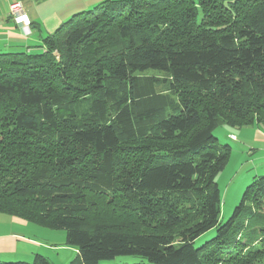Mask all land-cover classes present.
Returning a JSON list of instances; mask_svg holds the SVG:
<instances>
[{
    "label": "trees",
    "instance_id": "obj_1",
    "mask_svg": "<svg viewBox=\"0 0 264 264\" xmlns=\"http://www.w3.org/2000/svg\"><path fill=\"white\" fill-rule=\"evenodd\" d=\"M42 44L0 53V214L64 230L70 264H264V176L221 224L215 178L230 147L213 135L264 126V0L106 1ZM159 84L181 90L166 118ZM244 216L259 238L246 233L240 257Z\"/></svg>",
    "mask_w": 264,
    "mask_h": 264
},
{
    "label": "rangeland",
    "instance_id": "obj_2",
    "mask_svg": "<svg viewBox=\"0 0 264 264\" xmlns=\"http://www.w3.org/2000/svg\"><path fill=\"white\" fill-rule=\"evenodd\" d=\"M139 74L144 76H155L161 79H164V77H166L163 73L154 70H147ZM107 84L113 87H121L120 83L116 81H109L107 82ZM155 89L159 93H168L172 99L171 107L166 109L160 115V118H166L170 114H176L179 110L178 97L181 90H178L176 92L171 91L165 84H159ZM148 128L149 129L146 137H150L153 135L152 127ZM229 134L235 135V137L233 136L234 140L230 139ZM213 135L215 136V138H217L220 145H228L230 147L229 160L225 168L219 174H217L215 178V182L217 183L221 194L219 222L223 224L232 216L235 208L239 205L246 188L252 183L255 178L264 176V126L250 125L241 128H234L222 124L215 127V129L213 130ZM134 145H143V142H137ZM139 152L141 151L138 147H135L134 149L128 151V153H132V155H136ZM262 212L264 213V208ZM251 213L254 215L255 213H258V210L251 207ZM90 216L91 215H89V217ZM104 217H106V215H104ZM107 217H109V215ZM239 223L242 224L243 227L241 228L242 232L236 235V239L240 242L241 245L237 248V250L240 252L239 256L241 257V251L245 250L247 245L245 234L247 233L252 235V243H254L258 242L259 233L258 230H249V232H247V220H245V216L239 219ZM248 225H250V223H248ZM39 227L44 229L40 231H42V236L47 240V243H45L46 245H44L47 250H45V254L43 256L47 258L50 264H70L76 258V251L75 249L66 245L65 231L51 230L49 228L41 226ZM45 230L48 231V235L44 234ZM160 232L176 235L179 232V229L165 227L160 229ZM217 235L218 231L216 229H212L198 238L195 241L194 245L195 247H199L204 242L211 240ZM242 236H244V239L242 238ZM41 237L35 236V239L37 241L43 242L40 239ZM235 245L237 244L235 243ZM53 248L59 250V252H57V250L54 251ZM33 258L29 261L23 262L30 263L33 261ZM140 260L141 259L134 256H119L112 260L102 261L100 262V264H134L139 262ZM204 264L220 263H218L216 259H214Z\"/></svg>",
    "mask_w": 264,
    "mask_h": 264
},
{
    "label": "crops",
    "instance_id": "obj_3",
    "mask_svg": "<svg viewBox=\"0 0 264 264\" xmlns=\"http://www.w3.org/2000/svg\"><path fill=\"white\" fill-rule=\"evenodd\" d=\"M106 1L124 0H23V9L30 21L25 27L11 19L10 0H0V53L38 52L42 50L44 37L77 14ZM40 230L44 229L23 219L0 214V262L29 261L35 254L44 255L47 240ZM44 234L48 235V231ZM35 236H42L43 242L37 241Z\"/></svg>",
    "mask_w": 264,
    "mask_h": 264
},
{
    "label": "built area",
    "instance_id": "obj_4",
    "mask_svg": "<svg viewBox=\"0 0 264 264\" xmlns=\"http://www.w3.org/2000/svg\"><path fill=\"white\" fill-rule=\"evenodd\" d=\"M9 14L14 23L22 24L25 27L29 26L30 21L24 12L23 0H10ZM230 139L234 140V137L231 135Z\"/></svg>",
    "mask_w": 264,
    "mask_h": 264
}]
</instances>
